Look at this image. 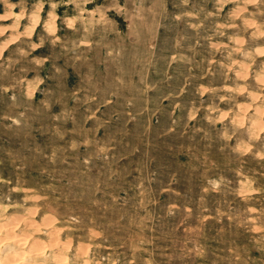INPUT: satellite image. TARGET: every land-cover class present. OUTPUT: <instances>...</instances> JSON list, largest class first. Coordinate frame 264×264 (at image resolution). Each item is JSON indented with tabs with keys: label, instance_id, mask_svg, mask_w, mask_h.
I'll list each match as a JSON object with an SVG mask.
<instances>
[{
	"label": "rangeland",
	"instance_id": "rangeland-1",
	"mask_svg": "<svg viewBox=\"0 0 264 264\" xmlns=\"http://www.w3.org/2000/svg\"><path fill=\"white\" fill-rule=\"evenodd\" d=\"M0 264H264V0H0Z\"/></svg>",
	"mask_w": 264,
	"mask_h": 264
}]
</instances>
